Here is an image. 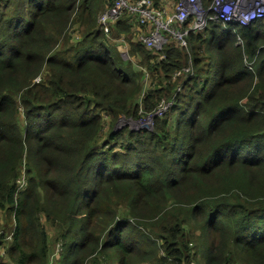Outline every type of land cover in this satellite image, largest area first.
<instances>
[{
	"label": "trees",
	"instance_id": "trees-1",
	"mask_svg": "<svg viewBox=\"0 0 264 264\" xmlns=\"http://www.w3.org/2000/svg\"><path fill=\"white\" fill-rule=\"evenodd\" d=\"M107 4L0 0V264H264V17L155 50Z\"/></svg>",
	"mask_w": 264,
	"mask_h": 264
},
{
	"label": "built area",
	"instance_id": "built-area-1",
	"mask_svg": "<svg viewBox=\"0 0 264 264\" xmlns=\"http://www.w3.org/2000/svg\"><path fill=\"white\" fill-rule=\"evenodd\" d=\"M123 13L131 15L134 26L139 27V42H142L147 49L160 50L166 42L167 35L179 46L186 47L187 34L202 32L210 21L247 26L264 17V0H210L207 6H204L201 0H175L170 14H167L164 6L156 7L153 0H109V4L98 13L99 29L109 34L111 26ZM119 39L123 41L122 38ZM190 72L191 68L186 67L175 72L172 78L176 79L181 74ZM179 91L180 86L176 87V92ZM171 103L172 101L162 100L153 113L138 122L150 129L153 118L161 116ZM147 121H150V125L146 124ZM18 185L20 188L24 187L25 179L19 180ZM3 249L2 246L0 255ZM59 251L58 243L51 256V263ZM184 264L196 263L189 261Z\"/></svg>",
	"mask_w": 264,
	"mask_h": 264
},
{
	"label": "rangeland",
	"instance_id": "rangeland-1",
	"mask_svg": "<svg viewBox=\"0 0 264 264\" xmlns=\"http://www.w3.org/2000/svg\"><path fill=\"white\" fill-rule=\"evenodd\" d=\"M175 2V1H174ZM170 3H171V1H169L167 4L165 3L163 6L166 8V10H167V14H170L172 11H173V7L172 8H170L169 6H170ZM136 37V36H135ZM116 41H118V42H121V39H117ZM119 50L121 51V53L123 54V56H124V53L126 52L127 53V50H128V47L123 43V44H121V45H119ZM126 121V120H125ZM126 124H127V121H126ZM125 124V125H126ZM146 124H148V125H150V121H147V123ZM131 128L132 129H140V128H146V125H144L143 123H140V122H134V123H132L131 124ZM21 185H23V184H21ZM0 231H1V229H0ZM7 237H9V238H7ZM6 237V240L8 241V240H10V234H8V236ZM3 245V244H2ZM3 252H2V254H1V256H4L5 255V247H4V245H3ZM192 262H195L196 264H199V262H200V258L197 256V260L195 259V258H192V260H191Z\"/></svg>",
	"mask_w": 264,
	"mask_h": 264
},
{
	"label": "crops",
	"instance_id": "crops-1",
	"mask_svg": "<svg viewBox=\"0 0 264 264\" xmlns=\"http://www.w3.org/2000/svg\"><path fill=\"white\" fill-rule=\"evenodd\" d=\"M169 1H171L169 7L172 8L175 0H168V2ZM132 28H133L134 32H132L131 35H129L128 37L131 38L133 41L137 42V41H139V34H138L139 33V27L135 25ZM123 43L127 46V43L125 41Z\"/></svg>",
	"mask_w": 264,
	"mask_h": 264
},
{
	"label": "water",
	"instance_id": "water-1",
	"mask_svg": "<svg viewBox=\"0 0 264 264\" xmlns=\"http://www.w3.org/2000/svg\"><path fill=\"white\" fill-rule=\"evenodd\" d=\"M124 57L127 58V53H124ZM126 124L125 118L123 117H119L116 124H115V128L114 129H119L122 126H124Z\"/></svg>",
	"mask_w": 264,
	"mask_h": 264
}]
</instances>
